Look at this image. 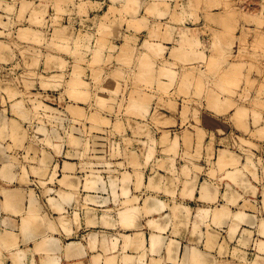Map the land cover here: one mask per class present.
Instances as JSON below:
<instances>
[{
    "label": "rangeland",
    "instance_id": "1",
    "mask_svg": "<svg viewBox=\"0 0 264 264\" xmlns=\"http://www.w3.org/2000/svg\"><path fill=\"white\" fill-rule=\"evenodd\" d=\"M125 1L0 0V236H17L12 246L0 242V264H190L181 258L191 259L193 247L212 264H264L256 242L264 241V0ZM157 175L165 178L156 189ZM209 184L219 192L212 203L199 194ZM6 191L21 194L20 209L6 203ZM159 196L167 212H147L149 197ZM224 204L227 221L216 212ZM131 207L137 227L120 222ZM238 211L244 219H232ZM29 221L46 227L43 235L26 239ZM177 225L191 230L189 240ZM210 229L220 240L207 245ZM159 233L166 239L152 249ZM72 245L78 252L69 253Z\"/></svg>",
    "mask_w": 264,
    "mask_h": 264
},
{
    "label": "bare ground",
    "instance_id": "2",
    "mask_svg": "<svg viewBox=\"0 0 264 264\" xmlns=\"http://www.w3.org/2000/svg\"><path fill=\"white\" fill-rule=\"evenodd\" d=\"M130 1H132V0H130ZM133 1L136 2L137 0H133ZM138 1H140V0H138ZM138 1L136 2V5H137ZM56 2H58V1H56ZM56 2H55V4H56ZM59 2H60V1H59ZM125 2H128V0L125 1ZM141 2H142V1H141ZM128 3H129V2H128ZM130 4H131V2H130ZM134 4H135V3H134ZM134 4L132 3V5H134ZM158 4H159V3H158ZM61 5H62V1H61ZM93 5H94V3H93ZM159 5H160V4H159ZM159 5H158V6H159ZM161 5H164V6H165L166 4H161ZM56 6H57L58 9L60 10V6H59L58 4H56ZM133 7H135V6H133ZM137 7H138V6H137ZM154 7H156V6H153V9H154ZM165 7H166V6H165ZM165 7H164V10H165ZM151 8H152V7H151ZM151 8H149V10H150ZM157 8H158V7H157ZM153 9H151V11L154 12L156 8H155L154 10H153ZM162 9H163V8H162ZM159 12H160V13H159ZM159 12L156 10L154 13H156V15H160L161 13H163V10H162V11L159 10ZM164 14H165V13H164ZM161 15H162V14H161ZM108 23H109V21H108ZM114 23H115V22H112V25H114ZM100 24H101V22L99 23V27H100ZM115 24H116V23H115ZM101 25H102V24H101ZM103 25H104V24H103ZM103 25H102V27H105V25H104V26H103ZM109 25L111 26V24H109ZM109 25H108V26H109ZM117 25H118V24H117ZM106 26H107V24H106ZM108 26H107V27H108ZM118 26H119V25H118ZM102 27L99 28L100 31H101ZM107 27H105V28H106V30L109 31V28H110V27H109L108 29H107ZM115 27H116V26H115ZM116 28H118V27H116ZM110 29H112V27H111ZM113 29H114V26H113ZM117 30H118V29H117ZM103 31H104V30H103ZM115 31H116V30H115ZM112 32H113V31H111V33H112ZM117 32H118V31H117ZM119 33H120V32H119ZM25 34H26V35H25ZM112 34H114V33H112ZM23 35H24V36H27L28 34L25 32ZM63 35H64V34H63ZM65 35H66V34H65ZM117 36H118V35H117ZM35 37H37V35H35ZM35 37H34V38H35ZM122 37H123V36H122ZM35 39H36V38H35ZM192 45H193V43H192ZM194 45H195V43H194ZM12 49H13V48H12ZM142 62H143V64H142ZM148 62H149V61H147V62L141 61V64H142V65H141V64H140V65L142 66V70H144V69H145V70L150 69V67H149V66H150V65H149L150 63H148ZM146 64H147V65H146ZM144 65H145V66H144ZM143 67H146V68L143 69ZM147 67H148V68H147ZM93 70H94V69H93ZM93 70H92V72H93ZM155 70H156V69H155ZM156 71H157V70H156ZM90 73H91V71H90ZM227 75H228V74H227ZM79 76H80V75H79ZM0 79H1V78H0ZM4 79H5V78H4ZM3 82H4V81H3ZM75 82H76V81H75ZM15 83H16V82H15ZM76 83H77V82H76ZM219 84H220V83H219ZM15 85H16V84H15ZM5 86H6V85H5ZM94 92H95V91H94ZM100 92H102V91H100ZM79 94H80V92H79ZM92 94H93V92H92ZM10 96H11V95H10ZM77 96H78V94H77ZM20 100H21V99H20ZM20 100H19V101H20ZM17 102H18V101H16V103H17ZM17 104H18V103H17ZM19 104H20V102H19ZM21 104H22V103H21ZM23 104H24V103H23ZM21 106H23V105H21ZM19 107H20V106H19ZM26 108H27V107H26ZM19 109H20V108H19ZM20 110H21V109H20ZM72 110H74V108H72ZM29 111H30V110H29ZM241 111H242V110H241ZM146 114H147V113H146ZM146 114H145V115H146ZM34 116H35V115H34ZM36 116H37V115H36ZM3 117H5V116H3ZM1 119H2V118H1ZM238 119H239V117L237 116V120H238ZM6 120H7V118H5V121H6ZM175 120H176V119H175ZM1 121H2V120H1ZM1 121H0V122H1ZM3 121H4V120H3ZM7 122H8V121H7ZM5 124H6V123H5ZM6 125H7V124H6ZM6 125H4V127H5ZM0 126H1V123H0ZM262 126H263V125H262ZM8 127H9V126H8ZM8 127H6V128H8ZM6 128L4 129V132H5V133H7ZM1 129H2V131H3V128H2V127H1ZM1 129H0V130H1ZM13 129H14V131H15V126L13 127ZM42 130H43V129H42ZM72 130H74V129H72ZM75 130H76V129H75ZM71 132H72V131H71ZM76 132H77V130H76ZM2 133H3V132H2ZM51 133H52V132H51ZM65 133H67V132H65ZM77 133H78V132H77ZM48 134H49V133H48ZM0 135L5 136L4 133H3V134L0 133ZM8 135H9V134H8ZM50 135H51V134H50ZM46 136H47V137H50V136H48V135H46ZM79 136H80V134H79ZM0 137H1V136H0ZM6 137H7V135H6ZM47 137H45V138H47ZM74 137H75V136H74ZM50 138H51V137H50ZM75 138H76V137H75ZM1 139H2V138H1ZM48 139H49V138H48ZM48 139H46V140H48ZM51 139H52V138H51ZM76 139L79 140L78 138H76ZM180 139H181V138H180ZM8 140H9V139H8ZM46 140H44V141L47 142ZM49 140H50V139H49ZM95 140H96V139H95ZM48 142H49V141H48ZM50 142H51V141H50ZM50 142H49V143H50ZM79 142H80V141H79ZM24 143H25V142H24ZM94 144H95V142H94ZM97 144H98V143H97ZM97 144H95V145H97ZM169 144H170V143H169ZM99 145L101 146V144H99ZM171 146H172V145H171ZM27 147H29V146H27ZM97 147H99V146H97ZM175 147H176V146H175ZM175 147H174L173 149H175ZM30 148H31V146H30ZM96 149H97V148H96ZM99 149H100V148H99ZM170 150H172L171 147H170ZM225 152H226V151H225ZM225 152L222 154L223 156H224ZM35 153H36V152H35ZM220 153H221V152H220ZM233 155H234V154H233ZM33 156H34V155H33ZM49 156H50V155H49ZM220 156H221V155H220ZM223 156L221 157V159H223ZM234 156H235V155H234ZM219 158H220V157H219ZM234 158H235V157H232V158H231V156H230L229 158H227V160L230 159V161L232 160V161H231L232 163H236V161L233 160ZM238 158H239V157H238ZM219 160H220V159H219ZM233 161H234V162H233ZM219 162H222V161L220 160ZM219 162H218V163H219ZM223 162H225V165L223 164ZM223 162H222V163H219V164H223V166L225 167V166L227 165V162L224 161V159H223ZM228 162H229V161H228ZM237 162H239V161H237ZM139 163H140V162H139ZM232 163L229 162L228 164L231 165ZM133 164H135V163H133ZM180 165H181V164H180ZM185 165H186V164H185ZM189 165H190V164H189ZM192 165H193V167L195 166L194 163H193ZM196 165H197V164H196ZM239 165H240V164H239ZM243 165H244V164H242V166H243ZM249 165H252V164H249ZM219 166L221 167V165H219ZM219 166H218V168L220 169ZM223 166H222V167H223ZM245 166H246V164H245ZM179 167H180V166H179ZM184 168H186V167H184ZM225 168H226V167H225ZM235 168H236V167H235ZM235 168H234V169H235ZM242 168H244V166H243ZM245 168H248V167H245ZM245 168H244V169H245ZM263 168H264V164H263L262 170H263ZM181 169H183V167H182ZM181 169H180V170H181ZM216 169H217V168H216ZM216 169H215V170H216ZM221 169H222V168H221ZM238 169H240V167H239ZM238 169L236 168L237 171L234 170V171H235L234 175L237 176V179L239 178L238 175H239V171L241 170V169H240V170L238 171ZM244 169H243V170H244ZM41 170H43V169H41ZM246 170H247V169H246ZM39 171H40V170H39ZM232 171H233V169H232ZM234 171H233V172H234ZM210 172L213 174V170H209V173H210ZM236 172H238V173H237L238 175L236 174ZM241 172H242V171H241ZM243 172H244V171H243ZM137 173H138V172H137ZM211 173H210V174H211ZM228 173H229V176H230V177H231V174L233 175V173L231 172V169H230V171H229ZM228 173H227V175H228ZM230 173H231V174H230ZM248 173H249V172H248ZM262 173H264V171H262ZM141 174H142V173H141ZM141 174L139 173V175H141ZM240 174H243V173H240ZM244 174H245V173H244ZM244 174H243V175H240V176H242V178H243V177H244ZM249 174H251V173H249ZM155 175H156V174H155ZM234 175H233V176H234ZM126 176H127V175H126ZM126 176H125V177H126ZM233 176H232L231 178H233ZM235 176H234V178H233L232 180H235V178H236ZM250 176H251V175H250ZM137 177H138V175H137ZM140 177H141V176H140ZM140 177H139V178H140ZM162 177H163V176H162ZM162 177H160V176L157 175L156 178L153 179V182H152V180H150L151 177L149 178L150 182H152L153 184H155V186H156L155 188H156V189H157V186H158V187L160 186V185H159V184H160V181H162V179L165 178V176H164L163 178H162ZM169 177H170V176H169ZM169 177H167V179H168ZM224 177H225V174H224ZM230 177H228V178H230ZM251 177L254 178V177H255L254 174H253ZM171 178H172V177H171ZM231 178H230V180H231ZM242 178H240L241 181H242ZM245 178H246V177H244L243 179L246 180ZM247 178H248V177H247ZM249 178H250V177H249ZM252 178H251V180H252ZM64 179H65V178H64ZM64 179H63V180H64ZM115 179H116V178H115ZM115 179H114V180H115ZM121 179H123V178L121 177V178H120V181H121ZM125 179H127V178H125ZM130 179H131V178H130ZM134 179L137 180L138 178H134ZM134 179H133V180H134ZM221 179H222V176H221ZM223 179H224V178H223ZM237 179H236V180H237ZM69 180H70V179H69ZM128 180H129V179H128ZM139 180L141 181V178L138 179L137 181L139 182ZM165 180H166V179H165ZM169 180H170V179H169ZM169 180H167V181H169ZM172 180H173V179H171V181H172ZM232 180H231V182H233ZM244 180H243V182H245ZM65 181H68V179H65ZM117 181H118V179H117ZM117 181H115V183H116ZM122 181H123V180H122ZM122 181H121V182H122ZM137 181L135 182L136 185H137V183H138ZM171 181H170V182H171ZM224 181H225V180H224ZM239 181H240V180H239ZM70 182H72V181H70ZM70 182H67V183H70ZM111 182H112V180H111ZM118 182H119V181H118ZM126 182H127V181H126ZM246 182H247V181H246ZM72 183H73V182H72ZM72 183H70V184H72ZM115 183H114V181H113V185H114ZM131 183H133V181H132ZM139 183H140V182H139ZM139 183H138V184H139ZM212 183H213V182H212ZM233 183H235V186H237V185H236V182H233ZM233 183H232V184H233ZM74 184H75V183H74ZM74 184H73V185H74ZM116 184H118V183H116ZM116 184H115V185H116ZM119 184H121V183H119ZM124 184H126V183H123V185H124ZM129 184H130V182H129L127 185H129ZM135 184H134V185H135ZM147 184H148V183H147ZM149 184H150V183H149ZM206 184H207V182H206ZM245 184H246V183H245ZM127 185H125V186L127 187ZM141 185H142V184L140 183V186H141ZM172 185H173V183H172ZM240 185L243 186L244 184H242V183L240 182ZM125 186H124V187H125ZM140 186H138V188H140ZM149 186H153V185L151 184V185H149ZM170 186H171V185H170ZM201 186H202V185H201ZM201 186H200V187H201ZM211 186H212V185H210V184H209V185H205V186L203 185V187L201 188V191H200L199 194H201V197H203V200H204V199L206 200V199L208 198V200L211 202V199H214V198L217 196L218 191H216L215 188H211ZM225 186H229V185H226V184H225ZM233 186H234V185H233ZM244 186H245V185H244ZM3 187H4V186H3ZM122 187H123V186H122ZM124 187H123V188H124ZM126 187H125V189L122 188V190H123V191H124V190L126 191V189H127ZM135 187H136V186H135ZM141 187H142V186H141ZM146 187H147V185H146ZM165 187H166V185H165ZM167 187H168V186H167ZM167 187H166L165 189H167ZM212 187H213V186H212ZM246 187H247V188H248V187H251V186H249L248 182H247V186H246ZM252 187H253V186H252ZM129 188H130V187H129ZM136 188H137V187H136ZM136 188L134 189L135 191H136ZM171 188H172V187H171ZM171 188H170V189H171ZM187 188H189L190 190H189V191L187 190V192H184V193H187L186 195H188V193L191 192V194L189 193V194H190L189 196H190V197H193V195H194V194L192 193V190H193V189H192L191 187H187ZM216 188H217V187H216ZM253 188H255V187H253ZM253 188H252V190H253ZM153 189H154V188H153ZM156 189H155V190H156ZM159 189H160V188H159ZM159 189H158V190H159ZM165 189H161V190H164V191H165ZM170 189H168L170 192H168V191L166 190L167 193H173V192L175 191L174 189H173V190L171 189V190L173 191V192H171ZM245 189H246V188H245ZM122 190H120V191H122ZM127 190H128V189H127ZM158 190H157V191H158ZM217 190H218V189H217ZM243 190H244V189H243ZM252 190H251V191H252ZM125 191H124V192H125ZM128 191H129V190H128ZM128 191H127V192H128ZM164 191H163V193L166 195V193H165ZM196 191H198V190H196ZM255 191H256V189H255ZM124 192H122V193H124ZM153 192H155V191H153ZM252 192L254 193V191H252ZM130 193H131V192L126 193V194L129 195ZM151 193H152V192H151ZM163 193H161V194H163ZM242 193H244V192H242ZM263 193H264V191H263ZM5 194H6V203H7L9 206H11L12 208H14L15 210L20 209V199H21V194H19L18 192L15 193V192H8V191H6ZM25 194H26V193H25ZM118 194H119V193H118ZM120 194H121V193H120ZM126 194L124 195V197L126 196ZM134 194H135V193H134ZM156 194H157V193H156ZM192 194H193V195H192ZM233 194H235V195H234V196H235L234 199H237L238 197L236 198V192H235V193H232V195H233ZM116 195H117V194H116ZM121 195H122V194H121ZM136 195H137V194H135V196L132 195V196L135 197V198L131 197V199L133 198V199L135 200V199H136ZM147 195H148V194H147ZM158 195H159V194H158ZM180 195H181V194L179 193V196H180ZM149 196H150V194H149ZM151 196H152V195H151ZM234 196H231V197H234ZM237 196H238V194H237ZM239 196H242V195H239ZM124 197H123V198H124ZM126 197H127V196H126ZM152 197H153V196H152ZM204 197H205V198H204ZM222 197H223V196H222ZM231 197H230V198H231ZM121 198H122V197H121ZM147 198H148V197H147ZM149 198L153 200V201H152V200H150V199H147V201L150 200V201H148V202H150L149 205H147L148 203H147L146 201H144V202L147 203V204H145V203L143 202L145 205L149 206L148 209L145 208V209L149 210V211H147V212L150 213L151 211H156V210H159V211H160L163 207L165 208L164 205H165L166 202H165L164 205H163V203H162L163 201L160 202V201L154 200V199H153L154 197H153V198L149 197ZM225 198H226V197H225ZM91 199H92V198H91ZM91 199H90V200H91ZM97 199H98V198H97ZM97 199H95V200H97ZM126 199H128V198H126ZM133 199H132V200H133ZM192 199H193V198H192ZM201 199H202V198H201ZM223 199H224V198H223ZM223 199H222V200H223ZM232 199H233V198H231V200H232ZM92 200H93V199H92ZM132 200L130 201V198H129V200H125V202L127 201V203H125V204H128V201L132 202ZM134 200H133V202H134ZM137 200H139V199L137 198ZM145 200H146V199H145ZM164 200H165V199H164ZM216 200H218V199H216ZM216 200H215V201H216ZM226 200H227V199H226ZM231 200H230V201H231ZM53 201H54V200H53ZM180 201H181V200H180ZM206 201H207V200H206ZM227 201H229V199H228ZM230 201H229V202H230ZM244 201H245V200H244ZM26 202H27V201H26ZM54 202H56L55 204L58 203L57 201H54ZM130 202H129V203H130ZM176 202H177V201H176ZM229 202H228V203H229ZM236 202H237V200H236ZM246 202H248V201H246ZM122 203H124V200H123ZM135 203H136V200H135ZM138 203H139V202H138ZM181 203H182V202H181ZM211 203H212V202H211ZM217 203H218V202H217ZM223 203H224V202H223ZM233 203H235V202H233V200H232V204H231V205H233ZM221 204H222V203H221ZM59 205H60V204H59ZM59 205H57V206L59 207ZM145 205H144V207H145ZM177 205H179V204H177ZM177 205L175 204V207H177ZM222 205H223V204H222ZM222 205H220V207H222ZM246 205L249 206V204H246ZM132 206H134V204H133ZM135 206H136V205H135ZM138 206H139V205H138ZM147 206H146V207H147ZM181 206H182V205H181ZM225 206H226V205H225ZM227 206H228V205H227ZM37 207H38V206H37ZM136 207H137V206H136ZM142 207H143V206H142ZM178 207H179V206H178ZM220 207H219V208H220ZM229 207H231V206H228V208H225V207L223 208V207H222V208H223L222 210H220L218 207L216 208V212H218V213H219V212H221V213L223 212V216L220 217L221 220H222V217L228 215V211H229V209H230ZM138 208H139V207H138ZM138 208H137V211L140 212V210H139L140 208H139V209H138ZM164 208H163V209H164ZM183 208L186 209L184 206H183ZM213 208H215V207L213 206ZM245 208H246V207H245ZM262 208L264 209V203H263V207H262ZM129 209H130V208H128L127 211H126V209H125V210H124V211H125V214H123V216H119V217H123V218L121 219L122 221H120L121 224H122V222H124L123 226H127L128 224L131 226V225L133 224V222L136 221V219L133 220L134 218H136V216H134V213H135V212L133 211V209L135 210V208L132 209V207H131L132 210H129ZM143 209H144V208H143ZM184 209H183V210H184ZM208 209H209V208H208ZM226 209H228V210H226ZM87 210H88V209H87ZM186 210H187V213H188V215H186V216H187V218H189V217H188V216H189L188 208H187ZM186 210H185V211H186ZM202 210H203V209H202ZM225 210H226V211H225ZM246 210H247V209H246ZM90 211H91V210H90ZM124 211H122V212H124ZM137 211H136V212H137ZM141 211H142V210H141ZM145 211H146V210H145ZM161 211H162V210H161ZM172 211L174 212L175 210H172ZM176 211H177V210H176ZM200 211H201V210H200ZM206 211H207V210H206ZM208 211H210V210H208ZM213 211H214V210H213ZM213 211H212V212H213ZM224 211H225L226 214L224 213ZM236 211H237V210H236ZM236 211H235V212H236ZM251 211H252V210H251ZM122 212H121V213H122ZM147 212H145L144 215H147ZM173 212H172V214H173ZM201 212H202V211H201ZM203 212H204V211H203ZM230 212H231V211H229V213H230ZM121 213H119V215H122ZM137 213H138V212H137ZM143 213H144V212H143ZM187 213H186V214H187ZM213 213H215V212H213ZM213 213H212V215H215V214H213ZM172 214H171V215H172ZM179 214H180V213H179ZM204 214H205V213H204ZM206 214H207V213H206ZM206 214H205V215H206ZM209 214H210V213H209ZM232 214H234V215L237 216V217H236V216L234 217V215H233L232 219H233V218H234V219H235V218H239V219H241V220L244 219V218H242V217L240 216L241 214H240L239 211H238L236 214H235V213H232ZM219 215H220V213H219ZM221 215H222V214H221ZM252 215H253V214H252ZM100 216H102V215H100ZM164 216H165V215H164ZM167 216H169V215H167ZM173 216H174V215H173ZM175 216H176V215H175ZM175 216H174V218H176ZM186 216L184 215V216H181V217L185 219ZM201 216H202V215H201ZM201 216H199V217L202 218ZM206 216H208V215H206ZM229 216H230V215H229ZM229 216H228L227 219H230ZM130 217H133V219L130 220V219H129ZM204 217H205V216H204ZM218 217H219V216H218ZM90 218H91V217H89V219H90ZM95 218H97V217H95ZM155 218H156V217H155ZM162 218H163V217H162ZM166 218H167V217H166ZM166 218H163V219L165 220ZM169 218H170V217H169ZM172 218H173V217H172ZM212 218L215 219L216 216L211 217V220H212ZM220 218H218V220H219ZM253 218H254V217H253ZM77 219H78V218H77ZM91 219H93V218H91ZM167 219H168V218H167ZM167 219H166V220H167ZM184 219H183V220H184ZM206 219H207V218H205V220H206ZM208 219H209V218H208ZM227 219L224 217V220L227 221ZM250 219H252V218H250ZM86 220L88 221V218L85 219V221H86ZM119 220H120V219H119ZM164 220H163V221H164ZM168 220H169V219H168ZM170 220H171V219H170ZM186 220H187V219H186ZM186 220H185V221H186ZM199 220H201V219H199ZM203 220H204V219H203ZM203 220H201V221H203ZM96 221H97V220H96ZM148 221H149V220H148ZM151 221H152V220H151ZM173 221H174V220H173ZM173 221H172V223H173ZM185 221H183V222H184V225L186 226V223L188 222V220H187L186 223H185ZM196 221H198V220H195V222H196ZM212 221H214V220H212ZM216 221H217V218H216ZM232 221H233V220H232ZM251 221H252L251 223L253 224V219H252ZM259 221H262V219L259 220ZM259 221H258V222H259ZM125 222H127V225H125V224H126ZM156 222H157V221H156ZM168 222H169V221H167V223H168ZM214 222H215V221H214ZM214 222H212V223H214ZM219 222L221 223V221H219ZM219 222H216V223L218 224ZM254 222H255V219H254ZM149 223H150V222H149ZM149 223H148V224H149ZM152 223H153V221H152V222L150 223V225H149L150 228H151V226H153ZM158 223H159V222H158ZM158 223H156L155 228L157 227ZM180 223H182V221H181ZM203 223H204V222H203ZM216 223H215V224H216ZM222 223H223V221H222ZM224 223H225V221H224ZM248 223H249V222H248ZM248 223H247V224H248ZM255 223H256V222H255ZM262 223H264V222H262ZM87 224H88V223H87ZM89 224H92V223H90V221H89ZM95 224H96V223H95ZM178 224H179V223H178ZM182 224H183V223H182ZM182 224H180V225H182ZM194 224H195V223H194ZM196 224H198V223H196ZM196 224H195L194 229H193V234H194V231L196 230ZM200 224H201V222H200ZM215 224H213V225H215ZM217 224H216V225H217ZM226 224H230V223L227 222ZM249 224H250V223H249ZM259 224L261 225V223H259ZM92 225H93V224H92ZM133 225H134V224H133ZM133 225H132V226H133ZM163 225H164V224H163ZM168 225H169V223H168L166 226L164 225V227H162V226H161V227H162L163 230H164V229H166L165 227H168ZM173 225H174V224H173ZM173 225H172V226H173ZM184 225H183V226H184ZM192 225H193V223H192ZM203 225H204V224H203ZM208 225H209V224H208ZM208 225H207V223H206L205 228H207V227L209 228ZM219 225H220V227L223 226V224H219ZM221 225H222V226H221ZM256 225H257V224H256ZM260 225L258 226L257 229H259L261 226H262V228H263L264 224L261 225V226H260ZM130 226H128V227H130ZM132 226H131V227H132ZM187 226H188V225H187ZM187 226H186V227H187ZM206 226H207V227H206ZM217 226H218V225H217ZM225 226H226V225H225ZM228 226H229V225H228ZM230 226H231V225H230ZM232 226H233V225H232ZM246 226H247V225H246ZM249 226H251V224H250ZM192 227H193V226H192ZM251 227H252V226H251ZM152 228H154V226H153ZM155 228H154V229H155ZM159 228H160V225H159ZM162 228H160V230H162ZM175 228H177V226H175ZM213 228H214V227H213ZM213 228H212V231H213ZM228 228H229V227H228ZM235 228H237V227H235ZM235 228H234L233 230H236ZM254 228H255V227H253L252 229H254ZM262 228H260V232L262 231V230H261ZM45 229H46V227H44L43 225H41V226H40V231L38 230V232H39V233H40V232H41V233H42V232H45ZM172 229H173V228H172ZM197 229H200V227H199L198 225H197ZM230 229H231V228H230ZM247 229H248V228H247ZM249 229H250V228H249ZM263 229H264V228H263ZM163 230H162V231H163ZM205 230H207V229H205ZM164 231H165V230H164ZM209 231H210V232H209ZM209 231H207V233H208V232L211 233V229H210ZM229 231H230V230H229ZM236 231H237V230H236ZM236 231H235V232H236ZM245 231H246V230H245ZM3 232H4V231H3ZM202 232H203V231H202ZM205 232H206V231H205ZM213 232H215V231H213ZM213 232H212V233H213ZM231 232H232V231H231ZM235 232L233 231L232 233H235ZM240 232H241V231H240ZM240 232H239V233H240ZM243 232H244V231H243ZM248 232H249V231L247 230V231H246V235L249 234L251 231H250L249 233H248ZM262 232H264V231H262ZM262 232H261V233H262ZM178 233H179V232H178ZM196 233H197V232H196ZM212 233H211V235H209L210 237H209V236H207V237L205 236V237H206L207 239L210 238V239L216 241V239L218 238V237H217L218 235H217V234L214 235L215 233H214V234H212ZM257 233H258V232H257ZM261 233H259V236L261 235ZM172 234H173V235H176V234H174V233H172ZM193 234H192V235H193ZM198 234H199V235H198ZM198 234H196V235L202 237L200 231H199ZM202 234H203V233H202ZM252 234H253V233H252ZM263 234H264V233H263ZM263 234H262V236H264ZM14 235H15V234H14ZM14 235H13V237H14ZM42 235H43V233H42ZM122 235H123V234H122ZM230 235H232V234L230 233ZM249 235H250V234H249ZM249 235H248V236H249ZM15 236H16V235H15ZM125 236H127V235H125ZM219 236H220V235H219ZM13 237H12L10 234H7V233L2 234V235L0 236V242H1V244H3V245L5 246V240H6V239H13ZM16 237H17V236H16ZM127 237H128V236H127ZM127 237H126V238H127ZM164 237H165V236H164ZM167 237H168V236H167ZM233 237H234V236H233ZM102 238H103V237H102ZM115 238H117V237H115ZM124 238H125V237H124ZM170 238H172V237H170ZM170 238H169V239H170ZM231 238H232V237H231ZM231 238H230V239H231ZM245 238L248 239L247 236H246ZM250 238H251V237H250ZM260 238H261V237H260ZM163 239H164V238H163ZM165 239H166V238H165ZM165 239H164V240H165ZM207 239H206V241H207ZM232 239H233V238H232ZM237 239H238V238H237ZM104 240H105V238L103 239V241H104ZM126 240H128V239H126ZM200 240H201V239H200ZM200 240H198V241H200ZM202 240H205V239H202ZM241 240H243V239L240 238V241H241ZM248 240H249V239H248ZM172 241H173V240H172ZM215 241H212V242H214V244H215ZM238 241H239V240H238ZM245 241L247 242V240H245ZM245 241H242V243H243V244L246 243ZM116 242H117V241H116ZM158 242H161V239H160L159 237H155V238L152 237V240H151V246H152V249H153V248H156V247L158 246V244H157ZM174 242H175V241H174ZM174 242H171V243H174ZM210 242H211V241L208 239V241L206 242V244L209 245ZM223 242H224V241H223ZM226 242H227V241H226ZM235 242H236V241H235ZM256 242H257V243L260 242V244H258L259 247H261V248L264 247V241H261V239H260V241H256ZM261 242H262V243H261ZM105 243H106V242H105ZM168 243H169V242H168ZM204 243H205V241H204ZM216 243H217V242H216ZM236 243H237V242H236ZM239 243H240V242H239ZM115 244H116V243H115ZM176 244H177V243H176ZM237 244H238V243H237ZM240 244H241V243H240ZM243 244H241V245H243ZM105 245H106V244H105ZM105 245H104V246H105ZM169 245H170V246L173 245V246H175V247L177 246V245H174V244H170V243H169L168 245H166V247L168 246L169 249H170V246H169ZM178 245H179V243H178ZM225 245H227V244H225ZM247 245H249V244H247ZM261 245H262V246H261ZM104 246H102V247H104ZM173 246H171V247L173 248ZM212 246H213V247H212ZM217 246H218V244H217ZM219 246L221 247L220 244H219ZM175 247H174V249H175ZM184 247H185V246H184ZM190 247H191V246H190ZM208 247H209V246H208ZM214 247H216V244H215V246L211 244V247H209V248H214ZM220 247H218V248H220ZM243 247H244V246H243ZM172 248L170 249V252L173 253V254H176V255H175V256L172 255L171 258H176L177 253H174L175 251H174V252L171 251ZM177 248H178V247H177ZM191 248H192V247H191ZM191 248H188V249H191ZM206 248H207V247H206ZM105 249H106V248H105ZM150 249H151V248H150ZM166 249H167V248H166ZM169 249H167L166 252H169V251H168ZM174 249H173V250H174ZM178 249H179V248H178ZM183 249H184V248H183ZM221 249H222V251H221V250H220V251H221V253H222V252H223V248H221ZM226 249H227V247H225L224 250H226ZM234 249H235V248H234ZM234 249H233V250H234ZM262 249H263V248H262ZM262 249H260V250H262ZM154 250H155V249H154ZM176 250H177V249H176ZM191 250H192V249H191ZM191 250H189V252H191ZM193 250H194V252L192 251V253L190 254V255H192V256H191L192 258L189 256L191 259H189V258H186V259H185L184 257H183V259L181 258V260H183L184 263H185L186 261H190V260L194 262V263L190 262V264H191V263H192V264H212V263H213V262H212V261H213L212 258L210 259V257L208 258V257H206V256H203L201 253H199V251H197V250L195 251L194 247H193ZM208 250H209V249H208ZM233 250H231V251H233ZM235 250H236V249H235ZM235 250L233 251L234 253L236 252ZM156 251H157V249H156ZM187 251H188V250H187ZM218 251H219V250H218ZM220 251H219V252H220ZM241 251H242V250H241ZM243 251H244V250H243ZM170 252H169V253H170ZM177 252H178V251H177ZM225 252H226V251H224V253H225ZM69 253H70V252H69ZM171 253H170V254H171ZM224 253H223V254H224ZM238 253H239V252L237 251V254H238ZM240 253H241V255H242V252H240ZM0 254H1V253H0ZM170 254L168 255V253H167V256H170ZM187 254L189 255V253H187ZM237 254H236V255H237ZM243 254H244V252H243ZM173 256H174V257H173ZM211 257H213V256H211ZM231 257H232V256H231ZM240 257L242 258L243 256H240ZM167 258H168V257H167ZM171 258H169V260H171ZM232 258H233V257H232ZM258 258H259V257H258ZM14 259H16V258H14ZM109 259H110V261L112 262L113 259H112V260H111V258H109ZM235 259H236V257H235ZM173 260H175V259H173ZM176 260H177V259H176ZM176 260H175V261H176ZM181 260H180V262H181ZM210 260H211V261H210ZM108 261H109V260H108ZM110 261L108 262V264H111ZM241 261H242V260H241ZM13 262H15V261H13ZM104 262H106V261H104ZM113 262H114V261H113ZM113 262H112V264H113ZM156 262H157V261H156ZM156 262H154V264H155ZM180 262H179V263H180ZM195 262H196V263H195ZM234 262H235V261H234ZM242 262H243V261H242ZM216 263H217V262H216ZM239 263H240V262H239ZM43 264H46V260L44 261ZM103 264H105V263H103ZM150 264H151V263H150ZM152 264H153V262H152ZM156 264H158V263H156ZM182 264H183V263H182ZM185 264H186V263H185ZM236 264H237V263H236ZM242 264H243V263H242ZM250 264H251V263H250ZM252 264H253V262H252Z\"/></svg>",
    "mask_w": 264,
    "mask_h": 264
},
{
    "label": "crops",
    "instance_id": "3",
    "mask_svg": "<svg viewBox=\"0 0 264 264\" xmlns=\"http://www.w3.org/2000/svg\"><path fill=\"white\" fill-rule=\"evenodd\" d=\"M215 118H221V117H217V116H215ZM3 177H5V178H11V173H10V171H4V173H3ZM213 186V185H212ZM215 188V187H214ZM199 193V192H198ZM218 195H219V192L217 193V196L214 198V199H217V197H218ZM199 196V194H197V196H196V199L197 198H199L198 197ZM200 196H201V194H200ZM159 198H160V202H162L163 204L165 203V202H167V198L165 197V196H159ZM205 198V197H204ZM165 199V200H164ZM177 200H178V202H184V204H189L188 202H186L187 200H181V197H177ZM181 200V201H180ZM198 200V199H197ZM206 200H208V198L206 199ZM206 203H209V201H205ZM189 206V205H188ZM224 206H225V204H224ZM227 206V205H226ZM190 207V206H189ZM12 208V207H11ZM13 210H15L14 208H12ZM219 209H222V208H219ZM167 211L166 210H164V209H162V211L160 210L159 211V213L158 214H165ZM156 213V212H155ZM136 219V221L135 222H133V224H134V226H136L137 227V225H135V223L137 222V218H135ZM135 219H133V220H135ZM40 226H41V223H39V222H34V223H32L31 224V222L29 221L28 222V224L25 226V238L26 239H32V238H37V237H39V236H41L42 235V233H44V232H38V230L40 231ZM225 226V225H224ZM226 228H228V225L226 224V226H225ZM140 229H143V228H140ZM177 231H181V233H179V236L181 237V240L182 241H184V240H189L190 238H191V234H190V231L191 230H189L188 228H184L183 226H180V225H177ZM186 229H188V233H187V230ZM191 229V228H190ZM186 230V231H185ZM183 231H185V234L183 233L182 234V232ZM212 233V232H211ZM215 233H218V232H216L215 231ZM210 234V233H209ZM213 234V233H212ZM216 235V234H215ZM154 238L155 237H159L160 239H162V238H164L165 239V237L164 236H162V234H158V235H155V236H153ZM218 238H217V240L219 241L220 239H219V236H217ZM197 238V237H196ZM163 239V240H164ZM202 239H205V237L203 238L202 237ZM12 240L13 239H6L5 240V246H12L13 245V243H12ZM158 245L160 244V242H158L157 243ZM151 245V244H150ZM43 249H46V248H43ZM70 250L71 251H69L70 252V254H72V253H76V252H78L77 250H78V247H75V245H72V247L70 248ZM157 256H159V255H157ZM126 261H128V260H126ZM53 262V261H52ZM46 264H51V260L49 259V262L46 260Z\"/></svg>",
    "mask_w": 264,
    "mask_h": 264
}]
</instances>
